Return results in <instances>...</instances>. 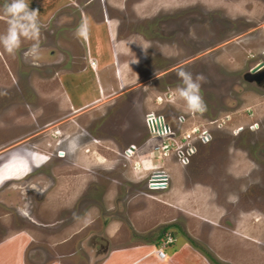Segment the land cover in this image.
<instances>
[{
  "label": "rangeland",
  "instance_id": "rangeland-1",
  "mask_svg": "<svg viewBox=\"0 0 264 264\" xmlns=\"http://www.w3.org/2000/svg\"><path fill=\"white\" fill-rule=\"evenodd\" d=\"M117 1L109 15L119 36L148 41L138 79L121 89L111 68H91L85 39L74 36L82 18H102L100 3L29 0L38 12L36 55L25 57L33 41L24 38L14 53L0 47V242L27 243L26 264H91L122 245L109 224L128 241L152 240L165 227L164 236L183 234L210 264H264V86L243 79L256 61L250 55L264 59V0ZM6 20L0 13V33ZM180 67L205 77L203 113L172 101ZM149 109L175 135L204 126L209 142L194 144L186 164L172 159L158 148L164 138L150 139ZM255 122L253 131H232ZM149 165L168 168V177L179 172L180 194L170 195L169 184L150 190ZM192 187L198 192H186Z\"/></svg>",
  "mask_w": 264,
  "mask_h": 264
},
{
  "label": "crops",
  "instance_id": "crops-1",
  "mask_svg": "<svg viewBox=\"0 0 264 264\" xmlns=\"http://www.w3.org/2000/svg\"><path fill=\"white\" fill-rule=\"evenodd\" d=\"M153 1H155L156 3V1L159 0H153ZM147 2L148 0L140 1L138 2V4L145 6V3ZM113 5L120 7L118 6V4H116V2H114ZM84 16L85 15H83V17ZM88 18H90L87 20L89 24V33L85 41L87 43V47L89 50V51L87 50V52L88 53L90 52V54H88V60L90 59L94 61V65L91 68L96 70L98 64H100V66L102 67H105V69L107 70L111 68L115 78H117V82L119 85L118 87L120 89L123 88L127 83H130L133 80H137L138 77L136 78V76L138 73L139 65L144 61V56L146 54L145 50L148 48L147 39H145L142 35H139L138 33H129L126 36H119V34L113 30L112 25L115 23V19L112 17H102L98 19V21L95 20L96 22L91 20V17ZM115 25L116 24H114L113 26ZM101 36H102V46L100 43V46L98 47L96 43L100 42L99 38ZM94 52L99 57L98 60L96 56H93ZM175 165H177V163H175ZM167 169L165 168L164 170L167 171ZM180 176L181 175L179 174V172L177 173V175H173L169 177L167 176L169 182L167 183V186L164 189H161L160 191L166 190L169 184L171 186L173 185V189H174L172 190L170 195H173V197L179 195L180 194L179 190L176 188L177 185L179 186L180 184V178H179ZM196 189L198 188L196 187L187 188L186 192L189 191L198 192V190ZM216 213L217 211L214 210L213 206L209 205V212L207 211L205 217L210 219L209 220L210 224H211V220L215 218L214 215ZM115 227L116 226L114 224H109L107 226V230L108 232H110V235H112L111 236L113 238L112 241L121 242L122 245H119V247H114V246L109 247L106 253H103V255L98 256L96 258L94 257L95 259L93 260V262H89V263L91 264H195V263L210 264L208 262L209 260L205 259V256H203L201 253H199L196 249L192 247V245L190 244L191 241H189L186 238L185 239L182 238L183 234L180 231L179 232L182 235L173 236V234H171L170 236L169 234H167L166 236H164L165 234H163V237L160 235L155 236L152 240H147L142 238L137 239L138 237H135L136 240L134 239L128 241L130 239V235H128L127 232H126L127 234L120 232H117L115 234L114 233ZM112 231L114 232L112 233ZM136 233L137 235L141 234L140 231H137ZM122 234H124V236H121ZM167 237H169L171 241L166 242ZM190 238L192 241H194L195 239L191 235ZM20 239L21 238L17 239V237L15 236L11 239H5L0 242V264H26L27 243H24V241ZM177 239L180 243L175 248L165 250L164 245H168L173 242H176ZM123 242H125V244H123ZM6 249L10 250L9 254H5ZM158 250L164 252V257L158 256L157 254ZM45 264H66V263L60 260L51 259Z\"/></svg>",
  "mask_w": 264,
  "mask_h": 264
},
{
  "label": "clouds",
  "instance_id": "clouds-1",
  "mask_svg": "<svg viewBox=\"0 0 264 264\" xmlns=\"http://www.w3.org/2000/svg\"><path fill=\"white\" fill-rule=\"evenodd\" d=\"M28 2L29 0H3L0 5V13L7 18V27L0 33V47L11 54L19 48L21 38L32 40V45L24 52L25 57L36 55L39 33L38 12L35 9L30 10ZM88 33L89 24L86 20H82L74 29V36L78 39H87ZM189 35L195 38L191 31ZM176 76L179 82L173 92L172 101L177 99L182 101L188 112L203 113L206 110V104L201 95V83L205 81V77L199 73L194 77L183 67L176 70ZM179 119L182 121L183 116H180ZM256 127V125H252V130H255ZM76 149V140L69 141L68 152L71 153ZM183 162L187 163L186 160Z\"/></svg>",
  "mask_w": 264,
  "mask_h": 264
},
{
  "label": "built area",
  "instance_id": "built-area-1",
  "mask_svg": "<svg viewBox=\"0 0 264 264\" xmlns=\"http://www.w3.org/2000/svg\"><path fill=\"white\" fill-rule=\"evenodd\" d=\"M89 65L92 67L94 65V62L92 60L89 61ZM144 124L146 127V130L149 134H152L151 131L154 129H160L161 133L165 132V135L160 136L163 139L162 143H159V149L163 151V154L171 152V155L175 157L176 160L180 161L182 164H186L183 161H187L189 157L194 154L195 147L194 144L198 143H207L210 140V134L209 131L206 129H199L196 127L195 131L194 129L190 130L189 133H185L181 136L175 135L176 131L171 129L169 126L165 123V118L162 115H158L153 112H147L144 117ZM252 125H256L258 127V124L250 123L247 125H240L236 127L233 132L239 133L243 130H252ZM256 127V128H257ZM198 135H197V133ZM205 133V134H204ZM190 134V135H189ZM197 136H196V135ZM165 149H168L165 151ZM194 149V151H193ZM132 150V149H129ZM135 150V148H133ZM128 151V150H127ZM165 151V152H164ZM188 162V161H187ZM163 170H160L157 167H153V172L147 176V184H164L161 188H150L153 190H161L164 189L167 186L168 183V177ZM171 241L169 237L166 238V242ZM157 254L159 257H164V253L161 250L157 251Z\"/></svg>",
  "mask_w": 264,
  "mask_h": 264
},
{
  "label": "flooded vegetation",
  "instance_id": "flooded-vegetation-1",
  "mask_svg": "<svg viewBox=\"0 0 264 264\" xmlns=\"http://www.w3.org/2000/svg\"><path fill=\"white\" fill-rule=\"evenodd\" d=\"M123 2H125L126 0H122ZM224 1H227V0H224ZM114 2H116V3H118V1L117 0H85V2H84V4H90V5H92V3H100V5H101V12H100V15L102 16V17H110V15H109V13H110V11L111 12H114V10L116 9V10H118L117 8H115L114 7ZM139 1H136V3H138ZM135 4V3H134ZM221 9H223L224 10V13H225V15L226 16H228V12H227V9L226 8H221ZM81 10V9H80ZM62 15V14H61ZM112 18H114V17H112ZM115 19V18H114ZM116 33H118V24L116 23V25H115V30H114ZM48 53L50 52V51H47ZM261 54H263L264 55V50L263 51H261ZM251 59H256V61H254V62H252V66L250 67V69L247 71V72H245L244 74H243V79L245 80V75H250L251 73H250V71H251V69L252 68H254L255 66H257V65H261L260 66V68H258V71H257V73L255 74V75H253V78H252V81L251 82H249V83H254L255 85H257V86H261V85H263L264 86V59H258L257 58V56L256 55H250L249 56ZM146 61H147V55L145 54V56H144V61L139 65V67L140 66H142V65H144V63H146ZM253 74V73H252ZM246 81V80H245ZM246 82H248V81H246ZM159 115V114H158ZM163 116V115H162ZM164 117V116H163ZM165 118V117H164ZM144 121V120H143ZM166 123V122H165ZM167 126H169L168 124H166ZM240 133V132H239ZM133 148H135V147H133ZM136 149V148H135ZM27 158H24V160H26ZM152 172V170L151 171H149L148 173L150 174ZM147 176H149L148 174H147ZM151 190V189H150Z\"/></svg>",
  "mask_w": 264,
  "mask_h": 264
},
{
  "label": "bare ground",
  "instance_id": "bare-ground-1",
  "mask_svg": "<svg viewBox=\"0 0 264 264\" xmlns=\"http://www.w3.org/2000/svg\"><path fill=\"white\" fill-rule=\"evenodd\" d=\"M88 62H89V61H88ZM149 110H150V109H149ZM150 111L152 112V110H150ZM150 111H149V112H150ZM159 115H160V114H159ZM143 119H144V118H143ZM215 120H216V119H215ZM217 120H218V119H217ZM217 120H216V123H217ZM211 121H212V120H211ZM214 122H215V121H214ZM207 124H208V123H207ZM207 124H206V125H207ZM208 125H209V124H208ZM210 125H211V126H212V125H215V123L213 124V123L211 122ZM231 125H232V124H231ZM219 126H220V123L217 124V127H219ZM221 126H223V125H221ZM224 126H225V125H224ZM194 127H195V126H194ZM205 127H208V126H205ZM235 127H236V126H235ZM192 128H193V127H192ZM192 128H191V130H192ZM203 128H204V126H203ZM203 128H201V129H203ZM207 129H208V128H207ZM221 129H222V128H221ZM156 131H157V128L154 129L153 131H151L152 134H149L151 140H152L154 137H159V138H160V136L166 134L165 132H164V133H160V132H159L160 135H156ZM193 131H195V129H194ZM232 131H233V130H232ZM230 132H231V131H230ZM233 133H234V132H233ZM179 134H180V133H179ZM204 134H205V133H204ZM209 134H210V133H209ZM189 135H190V134H189ZM210 137H211V136H210ZM149 143H150V141H149ZM205 144H206V143H205ZM158 145H159V144H158ZM131 149H132V148H131ZM136 150H137V148L135 149V151H134L133 149H132V150H128V151H126V154H127V155H129V154H131V155H132V154H135ZM124 153H125V152H124ZM127 155H126V156H127ZM137 156H138V155H137ZM156 157H157V156H156ZM167 157H168V156H167ZM167 157L165 156V159H166ZM171 157H172V159H173V156H171ZM169 158H170V157H169ZM165 159H164V160H165ZM170 159H171V158H170ZM189 159H190V157H189ZM189 159H188V160H189ZM162 160H163V159H162ZM175 161H176V160H175ZM171 162H172V161H171ZM161 163H162V162H161ZM148 164H149V163H148ZM167 164H169V163H167ZM178 164H179V163H178ZM150 165H151V163H150ZM150 165L148 166V167H150V168H149L148 170H146V171L149 172V171L152 170V172H153V167L150 166ZM145 168H146V167H145ZM145 168H143V169H145ZM166 169H167V168H166ZM167 171H168V170H167ZM152 172H151V173H152ZM163 172L166 173V171L164 170V168H163ZM148 175H149V173H148ZM166 175H167V173H166ZM166 175H165V176H166ZM167 176H168V175H167ZM150 188H153V187H150ZM150 188H149V189H150ZM151 190H153V189H151Z\"/></svg>",
  "mask_w": 264,
  "mask_h": 264
},
{
  "label": "water",
  "instance_id": "water-1",
  "mask_svg": "<svg viewBox=\"0 0 264 264\" xmlns=\"http://www.w3.org/2000/svg\"><path fill=\"white\" fill-rule=\"evenodd\" d=\"M261 65H257L254 68L251 69L250 71V75H245V80L248 82L252 81L253 75H255L258 71V68H260ZM253 73V74H252ZM147 186L150 187H156V188H161L162 186H164V184H147Z\"/></svg>",
  "mask_w": 264,
  "mask_h": 264
},
{
  "label": "trees",
  "instance_id": "trees-1",
  "mask_svg": "<svg viewBox=\"0 0 264 264\" xmlns=\"http://www.w3.org/2000/svg\"><path fill=\"white\" fill-rule=\"evenodd\" d=\"M165 227L163 228V230H162V234L160 233V236H163V234H164V232H165Z\"/></svg>",
  "mask_w": 264,
  "mask_h": 264
}]
</instances>
